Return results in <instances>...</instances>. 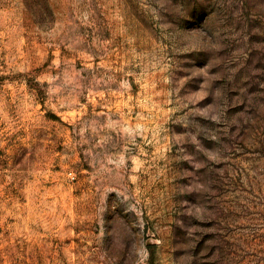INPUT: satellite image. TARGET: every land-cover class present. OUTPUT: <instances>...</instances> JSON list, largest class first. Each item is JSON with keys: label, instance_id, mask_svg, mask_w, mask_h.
<instances>
[{"label": "rangeland", "instance_id": "374dc122", "mask_svg": "<svg viewBox=\"0 0 264 264\" xmlns=\"http://www.w3.org/2000/svg\"><path fill=\"white\" fill-rule=\"evenodd\" d=\"M0 264H264V0H0Z\"/></svg>", "mask_w": 264, "mask_h": 264}]
</instances>
